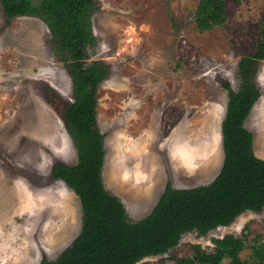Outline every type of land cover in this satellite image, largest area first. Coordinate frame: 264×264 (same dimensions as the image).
I'll use <instances>...</instances> for the list:
<instances>
[{
	"label": "rangeland",
	"instance_id": "obj_1",
	"mask_svg": "<svg viewBox=\"0 0 264 264\" xmlns=\"http://www.w3.org/2000/svg\"><path fill=\"white\" fill-rule=\"evenodd\" d=\"M199 1L97 0L90 59L111 66L98 87L103 175L133 220L150 213L168 180L175 187L207 183L223 163V82L239 87L238 62L259 38L264 0H226L227 21L211 30L197 27ZM50 37L43 18H9L0 1V264L54 259L83 224L79 196L51 176L56 161L76 164L78 151L45 98L52 87L73 100L72 79ZM258 81L262 94L245 124L264 157V60ZM247 224L264 244V209L247 210L205 235L187 232L169 252L137 264H175L194 244L212 251L214 237L242 236ZM251 252L248 246L241 254Z\"/></svg>",
	"mask_w": 264,
	"mask_h": 264
},
{
	"label": "trees",
	"instance_id": "obj_2",
	"mask_svg": "<svg viewBox=\"0 0 264 264\" xmlns=\"http://www.w3.org/2000/svg\"><path fill=\"white\" fill-rule=\"evenodd\" d=\"M6 15L38 16L45 20L51 49L72 79L71 102L49 87L46 101L61 116L77 151L78 162L56 161L54 179H62L79 196L83 224L73 244L56 258L43 257L39 264H137L151 255L176 247L183 235L197 230L205 235L231 224L247 210L264 209V158L254 148V133L246 126L261 96L259 64L264 60V18L259 38L238 62L239 87L224 81L228 104L222 122L224 159L219 173L209 182L175 187L168 180L153 209L131 219L121 197L107 188L103 178L105 134L99 126L98 87L111 66L90 59L97 44L93 15L97 0H0ZM226 0H200L195 12L197 27L211 30L227 21ZM244 227L242 236L214 237L212 251L193 245L191 255L177 257L175 264H264V244L257 245ZM252 248L249 257L242 251Z\"/></svg>",
	"mask_w": 264,
	"mask_h": 264
},
{
	"label": "water",
	"instance_id": "obj_3",
	"mask_svg": "<svg viewBox=\"0 0 264 264\" xmlns=\"http://www.w3.org/2000/svg\"><path fill=\"white\" fill-rule=\"evenodd\" d=\"M255 142V141H254ZM254 148H255V145H254ZM264 158V157H263ZM103 178H104V175H103ZM62 180V179H61ZM64 181V180H63ZM65 182V181H64ZM106 184V183H105ZM107 186V185H106ZM108 188V187H107Z\"/></svg>",
	"mask_w": 264,
	"mask_h": 264
}]
</instances>
